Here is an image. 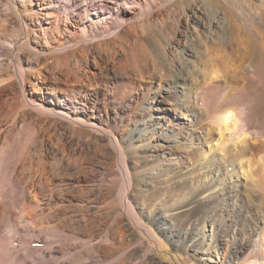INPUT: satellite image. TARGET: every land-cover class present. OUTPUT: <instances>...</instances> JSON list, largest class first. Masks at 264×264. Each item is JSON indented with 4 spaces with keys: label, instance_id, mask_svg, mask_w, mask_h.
Wrapping results in <instances>:
<instances>
[{
    "label": "rangeland",
    "instance_id": "374dc122",
    "mask_svg": "<svg viewBox=\"0 0 264 264\" xmlns=\"http://www.w3.org/2000/svg\"><path fill=\"white\" fill-rule=\"evenodd\" d=\"M227 1L233 19L247 28L246 13L264 9V0ZM16 2V13L22 16ZM222 2L150 3L132 18L134 35L122 45L102 44L96 74L87 69L88 78H80L88 110L97 111L125 151L123 169L130 181L126 195L134 218L120 204L126 174L106 132L81 125H76L80 128L76 132L63 118L54 128L52 116L33 109L19 115L13 128L4 127L0 152H6L0 153V167L8 171L0 173V264H104L108 238L117 248L110 254L113 258L122 254V264H139L148 245L160 264H235L237 248H250L243 237L264 231V127L256 103L264 100V61L257 65L252 86L245 88L255 99L249 123L254 134L246 137L253 155L243 160L247 164L231 156L232 149L241 148L237 142L227 141L226 149H220L223 139L210 125L221 101L195 102L193 93L184 94L174 82L180 67L188 89L193 91L194 79L202 78L207 57L199 62L188 55L187 47L194 52L195 35L204 36L219 30L217 24L224 25L227 11ZM7 6L6 0H0V26H8L7 32L18 30L19 19ZM22 20L28 21L24 16ZM19 31L16 54L30 58L52 54L35 51L30 34ZM140 42L144 53L138 49ZM241 61L236 58L231 67L238 69ZM57 66L65 72L64 66ZM162 111L166 112L163 118L159 117ZM135 130L149 139L139 145L131 142ZM160 133L167 138L157 139ZM232 182L237 195L227 197ZM115 204L120 208L115 210ZM157 215L166 217L164 225L157 224ZM192 231L205 243L210 241V246L202 249L187 243L183 238ZM96 243L101 248L95 253L91 248ZM146 263L155 264L149 259Z\"/></svg>",
    "mask_w": 264,
    "mask_h": 264
},
{
    "label": "bare ground",
    "instance_id": "6f19581e",
    "mask_svg": "<svg viewBox=\"0 0 264 264\" xmlns=\"http://www.w3.org/2000/svg\"><path fill=\"white\" fill-rule=\"evenodd\" d=\"M17 1L21 7L20 13L22 12V16L28 21L22 20V16L16 13V0H6L9 10L19 19V29H11V32H7L5 27L8 26H0V133H2L5 126H14L17 117L24 115L29 109H33L41 113V115L52 116L54 128H56L59 119L63 118L71 123V128L76 132L80 129L76 125L106 132L111 149L115 153L114 155L117 156V160H119V166L123 173L127 175V171L123 169L125 167L124 149L116 138L112 136L111 132L104 127L103 119L98 115L97 111L93 109L88 110L90 106L84 101L87 99V94L83 91L82 85L78 83L82 80L80 79L81 77L85 78L88 75L87 71L84 72L85 70L88 69V72L94 74L95 69L100 66L99 64L102 61L100 59L102 58V53L99 51L100 46L102 44L110 45L113 43L122 45L128 36L134 35V28L136 27L132 24V18L136 16L137 12L144 11L150 3H154L156 0H99V2L97 0ZM221 1H223V7L227 11V19H225L224 25L221 26V23L217 24L219 30L216 29L213 32L207 31L208 33L204 34V36L195 35L197 42L195 41V44L191 43L195 49L197 48L194 52L187 47L189 50L187 52L189 53L188 55L197 58L199 62L201 57L208 58V60L206 58V63L207 61L208 63L205 64L206 67L202 70V76H200L202 78L198 82V77L196 80L194 79L193 82L196 81L195 89L192 91V88L189 87V90L184 81L186 78H183V74L180 75L184 67H180L179 76L174 82L182 88V91H185L184 94L187 91L193 93L191 98L195 102L203 101L209 103L211 101L215 102V100L221 101V104L213 110L210 116V125L220 133L218 135L219 139H223V143H219L220 149L222 151L224 148L226 149L228 146L227 141L237 142V144L241 145V148L232 149L230 151L231 156L236 159L235 162L247 164L243 160L248 157V154H252V145L246 137L254 134L249 128V123L255 109L252 107L255 99L253 95L245 92V88L250 85L249 83L254 82L258 71L257 65L264 61V9L263 7H257L258 10L256 11L254 7L253 13L250 12L252 9L248 11L249 13H246L249 15L248 25H250L247 28L238 25L235 19H233L235 15L231 13L233 11H231L228 1ZM93 11H97V13L92 14L91 12ZM106 14L111 15L109 16L110 21H108L109 19ZM196 18L198 20V17ZM240 28L244 30L240 31ZM19 30L30 34V37L36 43V46L33 47L35 51L46 50L52 54L35 55L32 58L28 55L21 57L18 55L19 52L16 54L15 50H17V44H19L21 39ZM241 33L248 39H244L242 35L240 37ZM100 36L101 38L98 39L97 37ZM256 38H260L261 40H256ZM89 39L92 41H89ZM139 44L138 49H140L141 53L143 50L144 53L145 46L141 42ZM132 58H134V55ZM236 58L237 60L242 59L238 69L231 67ZM57 65L64 66L65 72H63L64 70L61 71L63 68L59 70ZM59 73H61V76ZM163 74L161 73L160 75L163 76ZM256 103H259L258 105L261 107L264 127V100ZM165 114L166 112L162 111L159 117L163 118ZM144 135L140 134V131L135 130L131 132L129 140L139 145L141 142L149 139L148 137H141ZM165 135L160 133V135H157V137L153 136V138L165 140L164 138H167ZM210 138L214 140L213 135ZM226 151L228 153V150ZM4 156L8 155L5 154ZM242 170L245 169L242 168ZM2 171L7 174L8 168L1 170L0 167V173ZM126 175L123 183L124 193L120 198V204L130 213L131 218H134L135 214L132 203L126 195L130 187L129 177ZM236 189H238L236 184L232 182L228 192H226L227 197L237 195ZM117 205L114 208L115 210L120 208ZM8 218L10 219V217ZM155 218L157 224H165L166 217L157 215ZM133 221L137 224L136 220ZM244 237L242 240L247 238L250 248L248 250H243L241 248L243 246L237 248L236 252L239 256L235 264H264V231L261 233L255 232L248 235V237ZM108 239L106 241H109L110 245L104 246V264H120L122 258L120 259L121 256L119 255L122 254L113 258L110 253L117 248L114 246V239H111L112 241ZM183 239L195 248L204 249V246H210V241L205 243L204 237L199 236L198 233L193 231L188 232ZM100 245L101 243H98L91 249L96 253L101 248ZM147 259L155 264H160L159 260L154 261L156 258L151 245L147 246L139 264H145Z\"/></svg>",
    "mask_w": 264,
    "mask_h": 264
}]
</instances>
